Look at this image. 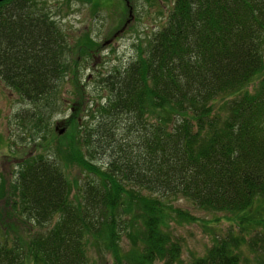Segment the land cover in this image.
<instances>
[{
  "label": "trees",
  "instance_id": "1",
  "mask_svg": "<svg viewBox=\"0 0 264 264\" xmlns=\"http://www.w3.org/2000/svg\"><path fill=\"white\" fill-rule=\"evenodd\" d=\"M117 1L124 29L132 2ZM47 10L0 2V81L33 105L64 82L84 92ZM136 51L98 78L106 96L85 106L88 119L78 101L71 108L70 141L58 137L55 161L17 171L8 203L17 223L0 215V264H91V249L111 264H182L173 219L208 229L221 216L227 230L188 264H264V0H174ZM62 159L85 174L75 194ZM177 200L214 216L197 218Z\"/></svg>",
  "mask_w": 264,
  "mask_h": 264
},
{
  "label": "rangeland",
  "instance_id": "2",
  "mask_svg": "<svg viewBox=\"0 0 264 264\" xmlns=\"http://www.w3.org/2000/svg\"><path fill=\"white\" fill-rule=\"evenodd\" d=\"M35 1L48 8L52 20L66 34L70 46L66 59H74L79 64L78 81L84 92L82 98L76 96L75 88L74 94H71L73 87L69 82H64L55 95L51 94L33 105L22 101L0 81V215L2 214L4 222L14 224L17 223L16 218L8 217L9 186L14 182L21 165L41 156L55 161L60 144L58 137L67 135L69 139L65 137L64 140L70 141V126L66 127L65 122L70 118L71 108L78 101L81 104L79 114L89 118L85 106L93 102H103L106 96L97 86L98 78L106 75L112 68L123 69L130 63L136 56V46L145 47L147 40L166 23L174 2L130 0L133 7V17L130 18L132 21L121 29L119 27L126 13L117 0ZM27 113L33 114V118L25 119ZM96 159L94 161L98 164L105 162L100 154H97ZM62 160L65 164L57 160L60 161L58 164L68 180L74 184L72 192L75 194L77 185L85 180V174L70 160ZM3 193L6 199L2 198ZM174 203L204 221H210L214 216L193 209L184 200ZM174 220L176 219L170 223V229L175 236L182 239V264H188L192 255L202 256L212 244L213 233L222 234L228 228L222 216L218 222L207 223L212 227L208 229L200 220L181 226ZM1 237L0 227V240ZM121 245L128 248L125 237H122ZM90 258L91 264H111V257L105 251L91 249Z\"/></svg>",
  "mask_w": 264,
  "mask_h": 264
},
{
  "label": "water",
  "instance_id": "3",
  "mask_svg": "<svg viewBox=\"0 0 264 264\" xmlns=\"http://www.w3.org/2000/svg\"><path fill=\"white\" fill-rule=\"evenodd\" d=\"M2 1H5V0H0V2H2Z\"/></svg>",
  "mask_w": 264,
  "mask_h": 264
}]
</instances>
